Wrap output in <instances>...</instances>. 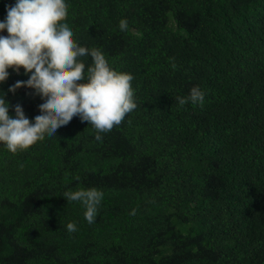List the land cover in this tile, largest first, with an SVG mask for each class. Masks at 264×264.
Listing matches in <instances>:
<instances>
[{
	"label": "trees",
	"instance_id": "obj_1",
	"mask_svg": "<svg viewBox=\"0 0 264 264\" xmlns=\"http://www.w3.org/2000/svg\"><path fill=\"white\" fill-rule=\"evenodd\" d=\"M64 19L132 73L137 107L101 141L74 115L0 146V264H264V0H68ZM8 71L31 119L42 96ZM193 85L204 104L179 106ZM81 187L104 192L91 224L63 196Z\"/></svg>",
	"mask_w": 264,
	"mask_h": 264
},
{
	"label": "clouds",
	"instance_id": "obj_2",
	"mask_svg": "<svg viewBox=\"0 0 264 264\" xmlns=\"http://www.w3.org/2000/svg\"><path fill=\"white\" fill-rule=\"evenodd\" d=\"M67 3L68 0H15L6 6V16L0 20V83L9 77V68L19 72L23 66L26 79L16 80L8 91L27 85L42 96L39 110L30 119L19 102L10 114L7 93L0 90V146L9 152L15 153L37 137L55 135L56 129L74 115L91 124L96 130L94 139L101 141V133L119 125L137 107L132 73L117 71L101 49L80 45L74 39L73 28L64 19ZM118 27L120 31L128 30L127 18H121ZM4 30L7 35L2 34ZM84 56L92 60L87 67L79 59ZM204 99L199 85H193L186 96L175 97L179 106H202ZM63 196L67 201L81 202L85 220L95 222L104 198L102 190L81 187L66 190ZM66 229L74 232L77 225L68 222Z\"/></svg>",
	"mask_w": 264,
	"mask_h": 264
},
{
	"label": "rangeland",
	"instance_id": "obj_3",
	"mask_svg": "<svg viewBox=\"0 0 264 264\" xmlns=\"http://www.w3.org/2000/svg\"><path fill=\"white\" fill-rule=\"evenodd\" d=\"M5 35H7V32H5Z\"/></svg>",
	"mask_w": 264,
	"mask_h": 264
}]
</instances>
